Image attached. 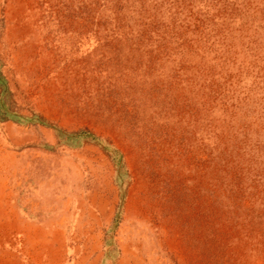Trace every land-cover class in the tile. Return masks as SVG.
I'll return each mask as SVG.
<instances>
[{
	"label": "rangeland",
	"instance_id": "rangeland-1",
	"mask_svg": "<svg viewBox=\"0 0 264 264\" xmlns=\"http://www.w3.org/2000/svg\"><path fill=\"white\" fill-rule=\"evenodd\" d=\"M0 264H264V0H0Z\"/></svg>",
	"mask_w": 264,
	"mask_h": 264
}]
</instances>
